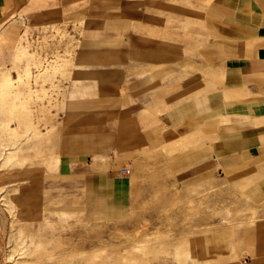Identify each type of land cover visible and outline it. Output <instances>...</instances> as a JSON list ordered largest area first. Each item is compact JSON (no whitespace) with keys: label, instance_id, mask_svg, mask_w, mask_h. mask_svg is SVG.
I'll use <instances>...</instances> for the list:
<instances>
[{"label":"rangeland","instance_id":"rangeland-1","mask_svg":"<svg viewBox=\"0 0 264 264\" xmlns=\"http://www.w3.org/2000/svg\"><path fill=\"white\" fill-rule=\"evenodd\" d=\"M208 1L158 2L132 43L85 66L83 6L0 15V264L258 260L240 250L264 225V163L242 155L237 89L198 43ZM193 6L199 22L178 18ZM124 167L121 210L88 219L81 171Z\"/></svg>","mask_w":264,"mask_h":264},{"label":"crops","instance_id":"crops-1","mask_svg":"<svg viewBox=\"0 0 264 264\" xmlns=\"http://www.w3.org/2000/svg\"><path fill=\"white\" fill-rule=\"evenodd\" d=\"M36 2L37 0H0V15L6 17L14 14V11L28 12L39 7ZM66 2L69 7L83 6L78 42L85 47L79 54L83 63L81 65L85 66V61L88 60L86 56L103 60L110 51L106 47L132 43L139 31L150 23L158 2L164 5L168 0ZM207 4L211 17L209 29L205 28L206 31L200 33L198 43L206 45L205 54L210 63L221 62L227 78L226 84L237 89L235 94L233 91L230 94L226 91V103L238 102L242 109L239 113L241 135L248 136L249 140L242 155L264 163V121L252 123L256 118L264 119V0H209ZM201 14L200 8L196 6L183 8L182 12L179 8L177 10L178 18L184 19L185 15H189L197 18L198 22ZM210 108L211 118L213 108L216 110L217 106L210 105ZM81 173V205L88 219L103 220L113 211L121 210L126 199L123 195V177L126 174L116 170L111 175L110 171L89 168ZM113 189L117 191L115 197L109 192H113ZM240 252L246 257L258 258L256 262L247 264H264V225L257 226L243 236Z\"/></svg>","mask_w":264,"mask_h":264},{"label":"built area","instance_id":"built-area-1","mask_svg":"<svg viewBox=\"0 0 264 264\" xmlns=\"http://www.w3.org/2000/svg\"><path fill=\"white\" fill-rule=\"evenodd\" d=\"M121 172H122L123 174H128V173H130V169L127 168V167H124V168L121 169Z\"/></svg>","mask_w":264,"mask_h":264},{"label":"bare ground","instance_id":"bare-ground-1","mask_svg":"<svg viewBox=\"0 0 264 264\" xmlns=\"http://www.w3.org/2000/svg\"><path fill=\"white\" fill-rule=\"evenodd\" d=\"M5 82H6V81H5ZM4 100H6V99H4ZM6 102L8 103V101H7V100H6ZM9 107H10V106H9ZM7 109H8V108H7ZM14 109H15V108H14ZM14 109H13V110H14ZM11 111H12V110H11ZM12 112H13V111H12ZM9 113H10V112H9ZM12 156H13V155H12ZM3 175H4V174H3Z\"/></svg>","mask_w":264,"mask_h":264}]
</instances>
